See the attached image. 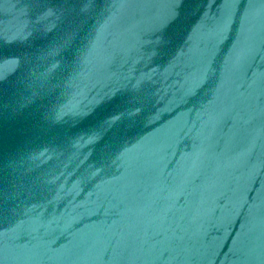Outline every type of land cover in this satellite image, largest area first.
Returning <instances> with one entry per match:
<instances>
[{
	"label": "water",
	"instance_id": "obj_1",
	"mask_svg": "<svg viewBox=\"0 0 264 264\" xmlns=\"http://www.w3.org/2000/svg\"><path fill=\"white\" fill-rule=\"evenodd\" d=\"M0 264H264V0H0Z\"/></svg>",
	"mask_w": 264,
	"mask_h": 264
}]
</instances>
